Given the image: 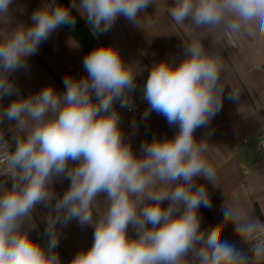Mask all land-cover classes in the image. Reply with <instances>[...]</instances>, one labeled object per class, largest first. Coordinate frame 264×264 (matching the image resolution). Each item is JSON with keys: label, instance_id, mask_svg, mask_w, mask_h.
Returning a JSON list of instances; mask_svg holds the SVG:
<instances>
[{"label": "clouds", "instance_id": "clouds-1", "mask_svg": "<svg viewBox=\"0 0 264 264\" xmlns=\"http://www.w3.org/2000/svg\"><path fill=\"white\" fill-rule=\"evenodd\" d=\"M151 2L53 0L32 13L30 27L0 42V123L14 122L25 132L7 160L15 173L11 188L0 187V264H61L58 226L72 221L91 226L93 238L71 264H190L189 256L191 264H245L221 229H201L199 209L211 202L196 179L214 182L215 171L195 132L220 111L224 88L220 61L206 55L199 42L174 66L160 62L150 71L142 89L148 105L143 118L156 112L177 132L142 143L140 155L125 140L115 107L135 108L136 76L115 48L91 50L82 61L85 75L65 76L62 93L49 86L25 96L11 79L51 33L75 27L74 10L97 35L121 17L136 25ZM12 4L0 0V15ZM170 12L177 24L189 20L197 28L223 26L231 34L264 37V0H176ZM6 98L11 100L4 106ZM131 126L136 128L135 120ZM65 181L68 186L57 193L54 185ZM38 205L48 209L46 247L30 237L32 224L26 226ZM222 211L225 220L236 218L232 210ZM234 234L254 242L252 251L264 255V224L238 223Z\"/></svg>", "mask_w": 264, "mask_h": 264}, {"label": "crops", "instance_id": "crops-1", "mask_svg": "<svg viewBox=\"0 0 264 264\" xmlns=\"http://www.w3.org/2000/svg\"><path fill=\"white\" fill-rule=\"evenodd\" d=\"M68 5L70 0H54ZM53 3V0H13L9 11L0 15V42L7 40L18 29L32 25V13ZM176 0H152L148 8L138 14L133 25L123 17L106 33L93 35L89 26L77 17L75 27L62 26L38 45L34 55L27 59V68L13 74L23 95H33L45 87L62 93L63 79L67 75L79 78L85 75L83 58L94 48L111 46L118 50L126 66L136 79L150 73L160 62L173 66L185 58L186 48L193 42L201 44L206 55L217 58L221 65L220 81L224 92L220 111L210 123L196 130L197 142L207 146L204 156L215 171L214 182L197 178V185H205L211 207L199 209L201 229L207 233L213 227L222 230V239L229 242L237 236L234 226L238 223L264 224V37L259 35L231 34L223 26L195 27L191 21L177 24L170 10ZM238 99L231 100L229 95ZM11 98H6L7 106ZM148 106L137 114L121 116V130L133 151L140 155V145L153 139L172 138L176 126L156 112L143 118ZM136 128L133 129L132 121ZM0 135L15 145L18 130L14 122L0 123ZM15 173L0 179V187L11 188ZM68 186L56 183L54 190L62 194ZM166 206V205H165ZM103 209V204L99 205ZM228 208L234 219L225 220L222 209ZM48 209L38 205L31 220L30 237L47 245L44 235V217ZM60 243L56 251L61 264H71L75 255L86 251L92 243L93 228L81 227L76 221L58 226ZM130 235L134 234L130 231ZM188 261L192 262L189 256ZM245 264H264V255L250 253Z\"/></svg>", "mask_w": 264, "mask_h": 264}, {"label": "built area", "instance_id": "built-area-1", "mask_svg": "<svg viewBox=\"0 0 264 264\" xmlns=\"http://www.w3.org/2000/svg\"><path fill=\"white\" fill-rule=\"evenodd\" d=\"M148 75L149 74L136 79L137 89L132 96L135 103V108L133 110L129 111L127 109H122L120 108L119 103L116 104L115 107L120 117L123 115L125 116L126 114H137L148 106L143 100L142 92L143 85L146 82ZM4 140L6 141V144L0 145V179L8 178L14 174V172L8 168L7 160L9 155L14 151L15 145H11L7 138H4ZM228 243L233 244L244 258H246L248 254L254 253L252 251L254 242L252 241H244L235 237V239Z\"/></svg>", "mask_w": 264, "mask_h": 264}]
</instances>
